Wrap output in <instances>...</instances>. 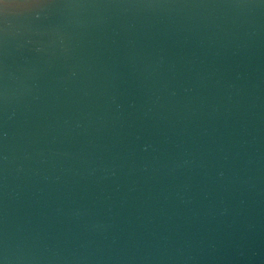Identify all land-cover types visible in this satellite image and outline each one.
<instances>
[{
	"label": "water",
	"instance_id": "water-1",
	"mask_svg": "<svg viewBox=\"0 0 264 264\" xmlns=\"http://www.w3.org/2000/svg\"><path fill=\"white\" fill-rule=\"evenodd\" d=\"M0 264H264V0H0Z\"/></svg>",
	"mask_w": 264,
	"mask_h": 264
}]
</instances>
